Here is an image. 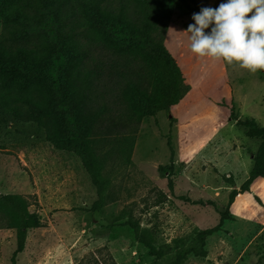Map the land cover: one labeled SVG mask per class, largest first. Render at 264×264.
<instances>
[{"label":"rangeland","instance_id":"374dc122","mask_svg":"<svg viewBox=\"0 0 264 264\" xmlns=\"http://www.w3.org/2000/svg\"><path fill=\"white\" fill-rule=\"evenodd\" d=\"M188 2L200 12L227 0ZM193 14L177 2L166 33L190 90L175 118L161 112L141 122L131 164L107 163L112 199L102 209H92L97 193L75 155L47 142L0 139V194L26 196L44 225L29 232L16 264H152L127 221L152 229L168 259L189 247L196 231L219 224L232 190L227 178L237 188L244 183L258 141L237 121L219 126L217 101L233 94L240 117L264 127V71L251 74L194 56L186 33ZM92 106L103 114L102 130L115 136L108 119L123 106L118 77L108 66ZM170 165L173 172L162 177L159 167ZM200 200L215 206L194 204ZM230 213L234 220L207 239L208 257L190 255L185 264H264V178L237 196ZM15 248V231L0 228V264H12Z\"/></svg>","mask_w":264,"mask_h":264},{"label":"trees","instance_id":"16d2710c","mask_svg":"<svg viewBox=\"0 0 264 264\" xmlns=\"http://www.w3.org/2000/svg\"><path fill=\"white\" fill-rule=\"evenodd\" d=\"M177 2L199 13L188 0H0V139L47 142L75 155L96 190L95 211L112 199L107 163L131 164L141 122L161 112L175 118L190 90L179 57L166 41ZM106 63L118 77L123 106L108 119L115 136L102 130L103 114L92 106ZM217 105L219 126L237 121L258 141L252 169L239 188L227 178L232 190L219 224L196 231L192 244L170 259L152 229L127 221L152 264H185L190 255L207 258V239L234 220L230 207L237 196L250 193L253 183L264 178V127L240 117L233 94ZM173 169L159 167L162 177ZM194 204L215 206L202 200ZM43 226L26 196L0 194V228L15 231L12 264L25 250L29 232Z\"/></svg>","mask_w":264,"mask_h":264},{"label":"clouds","instance_id":"9594fccd","mask_svg":"<svg viewBox=\"0 0 264 264\" xmlns=\"http://www.w3.org/2000/svg\"><path fill=\"white\" fill-rule=\"evenodd\" d=\"M192 19L186 33L194 56L251 74L264 71V0H227L215 9L202 8Z\"/></svg>","mask_w":264,"mask_h":264}]
</instances>
